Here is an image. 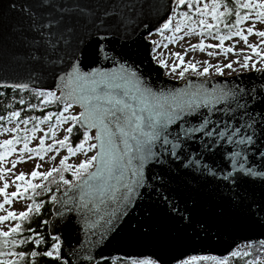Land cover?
Returning <instances> with one entry per match:
<instances>
[{"label":"snow or ice","instance_id":"6c2138e0","mask_svg":"<svg viewBox=\"0 0 264 264\" xmlns=\"http://www.w3.org/2000/svg\"><path fill=\"white\" fill-rule=\"evenodd\" d=\"M232 4L235 20L228 22ZM240 9H251L254 18L264 23V0H164L159 4L154 0H0V88L37 98L36 103L27 102L28 109L56 107L41 115H24L19 121V111L0 116V120L16 122L15 126L3 128L5 133L16 135L0 141V161L11 155L18 143L22 144L20 153L38 152L41 156L45 151L63 148L68 155L92 153L76 165L66 163L68 156H63L58 168L38 172L39 165H35L28 174L47 178L55 172L60 185L66 186L64 199L56 201L59 208L55 215L62 221L65 214L74 213L84 235L79 247L70 251L71 262L65 259L69 253L63 251L60 237L52 236V242L47 244L38 235L34 243L43 244L45 250L0 251V264H39L29 257L51 258V264H116L117 258L105 257L101 246L106 237L114 238V226L132 202L141 197L142 190L155 191L157 199L175 213L179 209L167 196L171 185L191 188L211 183L217 190L223 189L221 199L233 208H246L250 215L253 211L264 213V200L253 208L256 201L249 196L247 187L259 183L264 188V76L259 83L247 85L205 81L165 90L144 79L136 63L142 50L149 54L148 45H155L150 53L156 61L154 54L160 44L147 40L153 33L172 43L182 39L181 33L184 37H208L219 43L205 44L200 39L188 47L219 49L222 54H234V47H225L224 42L239 37L261 62L256 69L257 59L244 54L241 67L251 63L253 69L264 73V51L247 43L239 26L250 14L245 11L241 15ZM221 25L228 30L224 34ZM142 27L147 34L138 40ZM246 31L252 33L253 29L248 27ZM255 35L264 44V31ZM140 41H147L143 49ZM169 55L173 58L171 64H166L165 59L157 62L172 72L183 64L180 78L189 69L197 76L209 71L207 61L197 72L195 63L185 62L184 52ZM208 55L215 56L217 52L209 51ZM224 67L231 68L232 62ZM215 72L220 74L221 68L217 66ZM25 103L23 98L19 100V104ZM33 121L31 128L22 130L21 137L20 125ZM44 123L48 124L46 134L35 135ZM61 130L63 137L55 138L54 133ZM74 130L78 142L72 147L68 141ZM46 135L52 138L47 145ZM33 140H38L37 149L28 147ZM54 145L58 147L53 149ZM64 172H70L71 179H65ZM12 179L15 191L6 192L7 183L0 186L5 204L38 187L25 180L24 173ZM33 207L28 204L18 214L8 211L0 215V222L17 221L6 231L0 230V238L18 232L20 221ZM35 211L40 212L39 204ZM182 219L191 221V216ZM27 231L32 232L31 227ZM31 239L29 236L26 240L2 242L7 248L9 243L16 245ZM173 243L174 237L160 234L152 253L122 257L120 264H227V257L168 255ZM238 255L235 250L229 253Z\"/></svg>","mask_w":264,"mask_h":264},{"label":"water","instance_id":"95a60500","mask_svg":"<svg viewBox=\"0 0 264 264\" xmlns=\"http://www.w3.org/2000/svg\"><path fill=\"white\" fill-rule=\"evenodd\" d=\"M154 2L159 4L164 0H154ZM151 27L149 25V29ZM146 34L143 27L139 29L138 40ZM140 43L142 49L147 45V41H140ZM133 47L135 48V45ZM151 47L153 45H148V55L141 51L136 63L144 79L156 88L167 90L183 87L189 82L199 84L205 81L247 85L259 83L260 78L264 76V73L258 70L234 76L220 75L201 79L186 76L184 77L186 81L181 84L179 80H172L165 76L164 68L152 59ZM206 86H210V83ZM247 187L249 196L256 201V205H253L255 208L264 200V188L259 183L250 184ZM170 188L167 196L172 197L174 205L179 210L171 213L169 205L161 203L155 191L142 190L141 197L132 202L114 226V238L109 240L106 237L105 244L101 246L105 257L122 258L152 253L155 250V239L160 234H169L174 237V243L169 248L168 255L178 257L191 255L228 257L232 250L242 244L264 241V213L253 211L250 215L246 208H233L221 199L223 189L217 190L211 183L191 188L171 185ZM66 190V188L63 190L57 201L64 199ZM58 208L59 204L56 202L48 223V232L51 237L61 238L63 251L69 253L65 259L71 262L70 251L73 247H79L80 241L84 240V235L75 222V214L72 213L70 216L65 214L61 221L55 215ZM189 215L191 221L182 219Z\"/></svg>","mask_w":264,"mask_h":264},{"label":"rangeland","instance_id":"374dc122","mask_svg":"<svg viewBox=\"0 0 264 264\" xmlns=\"http://www.w3.org/2000/svg\"><path fill=\"white\" fill-rule=\"evenodd\" d=\"M242 2V0H241ZM251 2V0H250ZM222 11V8L220 9ZM210 20V18H209ZM248 27H251L253 29L252 33H248L246 29ZM240 30L244 32L245 37L247 38L248 44L258 45L259 49L261 51H264V44H260L261 37H258L255 35V32L257 31H264V23L256 20L253 15H249V19L245 20L241 23L239 26ZM167 35V33H165ZM182 39L176 43H172L171 41H162L161 36L159 34L153 33L152 36H149V40H155L158 44H160V47L157 49L156 55V63L158 64L159 59H165L166 64H171L173 62V58L169 55L171 52H184V59L185 62H193L196 64V70L197 72L201 71L203 69L204 61L208 62L209 65V71L204 76H197L195 75L191 69L187 70L185 72L184 77L193 76L196 78H210V77H216V76H234L240 73H246L250 71H257L253 69L251 63L248 67L242 68L241 65L243 64V55L247 54L252 59H257L249 49L246 48L245 42L241 41L239 37H230L229 40L224 42L225 47H234L236 50L235 53H227L222 54L219 52V49H209L205 48L203 51L200 49H191L188 47L189 44H196L200 39H204L205 44H215L219 43V41H213L208 37H200V36H188L184 37L183 33H181ZM166 45V46H165ZM155 45H153L154 47ZM187 49L185 52L184 50ZM243 49V52L241 51ZM209 51H215L217 52V55L215 56H209ZM153 55V54H152ZM229 61L232 62L231 68H225L224 64L228 63ZM159 65V64H158ZM219 66L221 68V73L217 74L215 72V68ZM261 67V62L257 59L256 63V69H259ZM164 68V74L166 77L172 79V80H179L180 83L185 82L186 79L180 78L178 76V73L180 71H183V64H181L180 68H177L175 72H172L168 67ZM54 123V118L52 120ZM15 126V123L10 124L8 127ZM21 132L19 135L23 136V129L24 128H31L32 122L28 125H20ZM48 124L44 123L41 125V131L35 135H45L47 131ZM12 133H5L3 131V128H0V141L4 139L11 138ZM55 138L61 139L64 135V133L61 131L54 133ZM51 137L46 135L45 144L51 143ZM22 146V144L18 143L14 145L15 151L11 154L5 157L3 161H0V177H3V179H0V186H3L5 183L8 184V187L5 189L6 192H12L15 191V181L12 179L14 175L19 173L25 174V180L30 181L33 184H40L43 181H41L42 177H31L28 175L33 167L35 165H39V167L36 169L38 172H45L49 168H58L59 167V159L63 156H68V159L66 160V163L70 165H76L79 163L80 160L85 159L88 155H91V152H84L81 151L79 153H76L75 155H68L66 148L60 149L58 152L52 151L48 152L45 151L43 155L41 156L38 152L37 153H20L19 149ZM29 148L37 149L38 148V140L29 141L28 144ZM58 145H54L53 149L57 148ZM53 174V173H52ZM19 183L23 186L24 181H19ZM23 191V187L21 189ZM30 190L26 192V194L23 195L21 198L18 194L16 197L11 198V202L5 204L4 203V197L0 196V215H6L8 211H12L16 214H18L21 211L26 210L27 205L31 204V200L29 198ZM30 212V210H29ZM16 224V220L9 219L7 221L0 222V230L6 231L9 227H12Z\"/></svg>","mask_w":264,"mask_h":264},{"label":"trees","instance_id":"16d2710c","mask_svg":"<svg viewBox=\"0 0 264 264\" xmlns=\"http://www.w3.org/2000/svg\"><path fill=\"white\" fill-rule=\"evenodd\" d=\"M222 3H231V0H222ZM231 13L228 22H232L235 20V6L231 5ZM245 11L249 12L252 15L251 9H240V14L243 15ZM221 27V33L224 34L228 30ZM23 98L25 100V104H19V100ZM37 98L32 97L31 94H25V92H20L19 90H8L5 92L3 88H0V116L7 117L9 111H19L22 113L17 120H22L24 115L29 117L35 115H41L42 112L47 111H55V105L45 106L43 108L37 107L35 110L27 108V102L31 101L32 103H36ZM42 118V117H41ZM16 122H9V120L4 119L0 120V128L8 127L10 124ZM34 123V121L32 122ZM78 129V126H76ZM78 142L77 132H74L70 135L68 145L74 147L75 143ZM2 151V149H0ZM65 179H71L70 172L63 173ZM42 183L38 184V187L30 190L29 198L31 200V204L34 205L33 209L30 210L27 218H24L20 221L21 228L16 233H11L7 238H0V251H20V250H37L40 251L45 250L43 244H36L34 241L39 236H43L45 238V243L50 244L52 242L51 236L48 232V223L53 215V207L59 197V195L63 192L66 186L60 185L59 174L53 173L47 178H41ZM47 187L48 191H43V188ZM55 197V199H53ZM39 204L40 212L37 213L35 211V205ZM17 223V221H16ZM31 227L32 232H28L27 229ZM31 236L32 239L28 240L26 243H17L16 245H12L9 243L8 247L5 248L3 245V239H8L11 241L12 239H16L20 241L21 239H27V237ZM239 253L238 256H228L227 264H264V244H244L235 249ZM8 259H12V257H7ZM29 260L38 261L39 264H51V258H44L41 260L39 257L31 258ZM22 264V262H20ZM111 264V261H110ZM116 264H120V258H117ZM195 264H210V262L197 261Z\"/></svg>","mask_w":264,"mask_h":264},{"label":"bare ground","instance_id":"6f19581e","mask_svg":"<svg viewBox=\"0 0 264 264\" xmlns=\"http://www.w3.org/2000/svg\"><path fill=\"white\" fill-rule=\"evenodd\" d=\"M182 83H183V82H182ZM182 83H181V84H182ZM258 244H261V243H258Z\"/></svg>","mask_w":264,"mask_h":264}]
</instances>
